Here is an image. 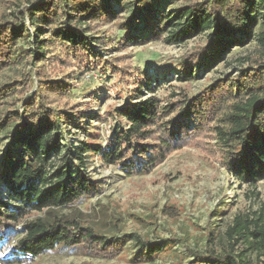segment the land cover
Returning <instances> with one entry per match:
<instances>
[{
	"label": "trees",
	"instance_id": "obj_1",
	"mask_svg": "<svg viewBox=\"0 0 264 264\" xmlns=\"http://www.w3.org/2000/svg\"><path fill=\"white\" fill-rule=\"evenodd\" d=\"M0 1L11 9L22 7L12 12L13 20L0 17V71L30 59L38 64L37 75L41 78L37 79L41 85L22 104V111L10 112L0 123V133L4 132L8 143L0 161V183L7 196L6 202L0 199V241L5 229L24 216L44 211L42 218L24 223L25 234L13 254L16 257L4 263L0 260V264H20L57 247L82 248L94 256L109 257L129 241L138 244V255L152 260L155 253L175 243L141 242L131 234L116 236L115 222H84L79 211L75 217L62 215V208H71L88 195L99 193L97 182L87 174L83 153L96 155L103 165L134 176L147 173L170 151L192 144L212 156L218 155L221 165L240 183L264 180V0H194L174 13L158 12L155 18L151 0H122L123 7H133L128 23L144 22L156 32L165 31L168 44H180L208 32L204 46L181 58L179 69L186 79L192 77L194 69L216 64L232 46H243L251 35L258 59L239 69L236 76L216 81L193 100L185 97L160 107L157 100L149 98L132 108H121L118 116L126 120V127H118L103 148L84 143L75 151L61 143L67 133L64 128L83 130L81 121L85 114L75 108L56 106L59 97L74 88L70 81L75 72L52 81L45 76L46 65L54 66L72 57L77 70L97 66L119 76L129 74L127 66H120L119 58L108 61L98 56L97 48L103 50L106 39L85 34L90 30L89 21L108 13L110 0ZM257 25L259 31L254 33L252 28ZM138 39L130 33L119 45L126 47ZM31 41L25 50L24 43ZM58 47L62 53H56ZM133 84L151 85L146 79ZM17 85H4L0 93L11 87L16 90ZM100 213L104 214L101 210ZM252 226L250 230L235 217L223 233L231 245L222 254L212 248L213 236L219 233L208 226L203 236L204 250L193 254V260L185 264H253L243 255L244 250L232 253L234 243L242 238L257 254L256 258L264 256V214ZM131 260L138 262L134 255Z\"/></svg>",
	"mask_w": 264,
	"mask_h": 264
},
{
	"label": "rangeland",
	"instance_id": "obj_2",
	"mask_svg": "<svg viewBox=\"0 0 264 264\" xmlns=\"http://www.w3.org/2000/svg\"><path fill=\"white\" fill-rule=\"evenodd\" d=\"M121 1L110 0L108 13H101L89 21L90 30L85 34L90 38L106 39L107 45L103 50L97 48L98 56L108 61L119 58L120 66H127L129 74L119 76L97 66L77 70L72 57L63 63L56 62L54 66L46 65L45 76L52 81L63 80L65 74L75 72L70 81L74 88L65 96H60L56 105L75 108L85 114L81 121L83 130L69 126L64 128L67 133L63 134L61 143L72 151L81 149L84 143L103 148L118 127L127 126L126 120L118 116L121 108H132L149 98L157 100L160 107L185 97L193 100L216 81L228 75L236 76L239 69L251 66L252 61L258 59L254 35H251L243 46H232L216 64L197 71L194 69L192 77L186 79L179 69L181 58L193 55L204 46L208 32L180 44H168L165 31L156 32L144 22L128 23L133 7H123ZM151 1L155 18L158 12L174 13V10L194 0ZM16 9L22 10V7L11 9L0 1V17L13 20L12 12ZM25 25L33 32L26 20ZM252 29L257 33L259 26ZM130 33L140 39L126 47L120 46L119 42ZM29 44L24 43L25 50L30 48L32 41ZM56 53H62V50L58 47ZM37 67V63L28 59L18 66L0 71V88L18 84L16 90L11 87L0 93V123L10 112H21L22 104L41 85L37 81L41 79L37 75ZM145 79L150 86L133 84ZM7 147V139L1 132L0 161ZM81 157L84 158L87 174L97 182L99 193L88 195L71 208H62V215L75 217L76 211H79L83 216L80 220L84 222H115L113 233L116 236L131 234L138 236L141 242L168 240L175 243L167 245L163 252L155 253L152 260L138 255V244L129 241L120 252L109 257L94 256L82 248L69 250L57 247L20 264H185L193 260V254L204 250L203 236L208 226L219 233L213 236L212 248L215 253L222 254L223 249L231 245L223 233L235 217L252 230V225L264 214V180L254 184L240 183L221 165L218 155L212 156L192 144L170 151L147 173L134 176L124 175L115 166L103 165L96 155L83 153ZM0 199L7 201L6 190L1 183ZM221 208L222 212L216 216ZM43 216L44 211L30 213L5 229L0 241V260L3 263L16 257L13 254L25 234L22 230L24 223ZM110 235L106 234L107 237ZM241 250L253 264L264 263V256L256 258L257 254L242 238L234 243L232 253L234 255ZM133 255L138 262L131 260Z\"/></svg>",
	"mask_w": 264,
	"mask_h": 264
}]
</instances>
